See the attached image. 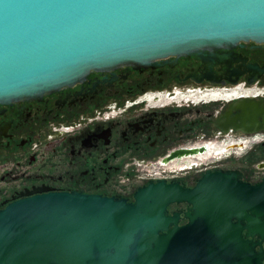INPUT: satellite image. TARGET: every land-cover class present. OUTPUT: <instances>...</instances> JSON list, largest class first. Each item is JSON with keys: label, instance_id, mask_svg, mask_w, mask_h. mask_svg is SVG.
Instances as JSON below:
<instances>
[{"label": "water", "instance_id": "obj_1", "mask_svg": "<svg viewBox=\"0 0 264 264\" xmlns=\"http://www.w3.org/2000/svg\"><path fill=\"white\" fill-rule=\"evenodd\" d=\"M249 40L264 42V0H0V104L41 98L93 70L203 52L228 61L218 51ZM234 108L248 133L264 131L263 107L239 98ZM228 115L217 122L224 131ZM133 198L46 192L10 203L0 210V264H157L187 230L201 235L203 264H262L264 250L241 231L264 232V177L251 186L237 171H207L192 188L158 179ZM183 201L189 223L178 227L166 207Z\"/></svg>", "mask_w": 264, "mask_h": 264}, {"label": "flooded vegetation", "instance_id": "obj_2", "mask_svg": "<svg viewBox=\"0 0 264 264\" xmlns=\"http://www.w3.org/2000/svg\"><path fill=\"white\" fill-rule=\"evenodd\" d=\"M222 51L229 62L212 63L207 52L168 56L148 68L93 70L83 81L41 98L0 104V210L46 192L134 202L135 191L150 181L192 188L207 171H237L249 185L259 183L264 142H253L254 133L247 132L252 124L245 121L242 127L234 104L246 98L264 108V42L241 41ZM227 90L240 95L200 103L173 101L179 94ZM226 113L229 127L224 131L217 122L226 121ZM239 140L245 141L241 148L230 146ZM220 144L227 149L208 151ZM190 208L188 202H172L166 215L178 214L176 225L183 227ZM173 235L176 239L156 257L157 264H203L199 231ZM241 236L254 251L264 250V232L248 236L243 229Z\"/></svg>", "mask_w": 264, "mask_h": 264}, {"label": "bare ground", "instance_id": "obj_3", "mask_svg": "<svg viewBox=\"0 0 264 264\" xmlns=\"http://www.w3.org/2000/svg\"><path fill=\"white\" fill-rule=\"evenodd\" d=\"M237 95H240V92L238 91H235V90H227V91H221V92H218V91H206V92H199V93H194V92H189V93H185V94H179L176 96V99L173 100V99H170V100H173V101H183V100H186V101H191V102H196V103H200V102H203V101H207V100H210V101H214V100H219V99H230V98H233ZM159 101H163V98L159 97ZM148 102H151L152 101V97L149 95L148 96V99H147ZM225 142V141H224ZM233 142V141H232ZM236 144H245V141H234ZM229 144V143H227ZM227 149V146H223V145H218L216 148H212V146L209 147L208 151L212 153V151H214L216 154L220 153V151L222 152V150H226ZM235 153H240V150L239 151H233ZM207 154H210V153H207Z\"/></svg>", "mask_w": 264, "mask_h": 264}, {"label": "built area", "instance_id": "obj_4", "mask_svg": "<svg viewBox=\"0 0 264 264\" xmlns=\"http://www.w3.org/2000/svg\"><path fill=\"white\" fill-rule=\"evenodd\" d=\"M252 138H253V142L255 143H262L264 142V131H260V132H256L252 135ZM236 146L238 148H241V144H236L235 142L231 143L230 146ZM238 151V150H237Z\"/></svg>", "mask_w": 264, "mask_h": 264}, {"label": "rangeland", "instance_id": "obj_5", "mask_svg": "<svg viewBox=\"0 0 264 264\" xmlns=\"http://www.w3.org/2000/svg\"><path fill=\"white\" fill-rule=\"evenodd\" d=\"M260 153V152H259ZM259 156H261V155H259ZM256 161V160H255Z\"/></svg>", "mask_w": 264, "mask_h": 264}, {"label": "trees", "instance_id": "obj_6", "mask_svg": "<svg viewBox=\"0 0 264 264\" xmlns=\"http://www.w3.org/2000/svg\"><path fill=\"white\" fill-rule=\"evenodd\" d=\"M260 152H262V151L260 150Z\"/></svg>", "mask_w": 264, "mask_h": 264}]
</instances>
